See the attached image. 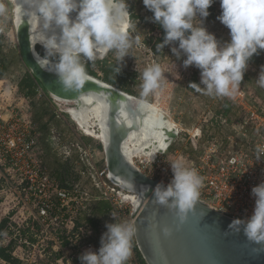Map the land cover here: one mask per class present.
Instances as JSON below:
<instances>
[{
  "label": "clouds",
  "instance_id": "9594fccd",
  "mask_svg": "<svg viewBox=\"0 0 264 264\" xmlns=\"http://www.w3.org/2000/svg\"><path fill=\"white\" fill-rule=\"evenodd\" d=\"M16 10L34 21L33 48L39 44L45 56L34 52L39 66L58 76L66 88L72 89L87 78L82 57L89 61L97 53L115 50L117 60L129 54L139 36L117 26L120 18L130 16L127 0H13ZM214 0H143L153 15L150 18L164 29L162 44L178 43L171 51L183 66L194 65L200 70V82H190L189 87L206 96L230 97L237 94L249 61L264 51V0H220L221 14L217 19L229 29L230 40L221 43L216 35L204 26ZM75 13V16H73ZM12 14L8 0H0V22ZM199 19V24L194 20ZM59 28V33L49 30ZM55 63L52 57H57ZM120 68L116 67L115 72ZM162 69L152 64L142 73V97H147L160 87ZM264 87V65L257 80ZM264 159V145L255 148V160ZM173 178L153 191L154 201L175 210L180 223L193 209L200 195L203 177L196 169L186 167L182 160L171 162ZM148 190V189H147ZM255 206L247 219L235 218L229 228L243 232L248 241L264 246V182L251 189ZM116 217V214H112ZM97 251H86L79 259L81 264H127L132 256V238L135 226L131 222L117 221L106 224ZM168 230H166L167 232Z\"/></svg>",
  "mask_w": 264,
  "mask_h": 264
},
{
  "label": "built area",
  "instance_id": "2783aa9c",
  "mask_svg": "<svg viewBox=\"0 0 264 264\" xmlns=\"http://www.w3.org/2000/svg\"><path fill=\"white\" fill-rule=\"evenodd\" d=\"M17 92V82L0 79V223L6 219L0 243L9 246L11 257L19 262L32 251L28 264H81L83 253L100 247L93 241V228L83 219L89 203L103 199L108 204V218L133 224L131 202L123 194L126 191L105 181L106 168L95 169L100 195L61 186L37 151L33 99L17 98ZM37 96H44L41 88ZM248 96L251 93L240 87L234 98L227 97L244 111L236 133L226 136L222 144L205 140L193 156L175 157L166 151L153 159L135 158V164L150 178L168 185L173 178L171 162L185 156V166L203 177L199 199L234 218H249L255 206L251 189L264 182V159L255 160L256 146L264 145V107L246 108V101H242ZM0 262L10 264L1 258ZM132 262L138 264L134 236L128 264Z\"/></svg>",
  "mask_w": 264,
  "mask_h": 264
},
{
  "label": "rangeland",
  "instance_id": "374dc122",
  "mask_svg": "<svg viewBox=\"0 0 264 264\" xmlns=\"http://www.w3.org/2000/svg\"><path fill=\"white\" fill-rule=\"evenodd\" d=\"M9 4L12 11L11 1H9ZM127 4L130 12V16L126 17L127 31L133 37L139 36L140 43H134L132 48L129 49V54L122 61L117 60L115 50L107 53L99 52L95 59V61L99 60V63L90 64L89 67L101 78L105 75L103 69L108 70L109 75L117 78V83L126 82L125 86L135 94L134 96L157 105L174 120L175 129L179 130V134L169 145L166 150L167 153L175 155V157L186 153L193 156L202 148L205 140H215L222 144L226 136L236 133L244 108L227 97L206 96L189 87L190 82H200V70L194 65L185 68L183 66L185 56L182 55L179 59L176 58L171 49L172 47H178V43L174 42L173 44L165 45L163 49L155 51L154 45L161 37L162 31L158 23L150 19L153 14H150L151 11L144 6L143 0H127ZM221 11L220 0H214V3L209 8L210 15L204 19V26L208 31L214 33L221 43H224L230 40V35L229 29L217 19ZM132 15L134 16L133 21L131 19ZM73 16H75V13H73ZM145 16H148V18L143 19ZM194 24H199L198 18L194 20ZM0 33L5 34L3 44L8 52L12 51L17 54V59L8 57V71L0 79L7 80L9 84L18 83L19 79L26 73L27 68L18 58L19 52L12 18L6 22H0ZM81 59L82 63L89 61L86 57ZM111 64H113V68L109 71ZM152 64H159L162 69L160 87L147 97H142V73L145 68ZM261 65H264V51L249 61V67L240 85L244 90L251 93V96L242 101V103L246 101V108L259 105L264 107V87H260L257 82L261 72ZM116 67L120 68L118 73L115 72ZM38 88L40 90L41 87ZM16 97L26 98L27 96L18 90ZM50 98L49 106L55 112V116L50 124L49 132L46 133L48 136H44L43 139L39 137L37 151L41 161L51 170L54 167L53 158L70 156V158L74 159L78 156L79 159L77 161L79 163L83 162L85 166L84 168V166L78 167L77 165V169L81 170V168H84L80 171L82 185H80V182L78 183V187L84 186V189H79L84 191V193H89L91 196L100 195L101 184L95 174V169L106 168L100 139L83 132L77 122L66 112L65 107L71 106L70 104L65 105L51 96ZM221 100H225L232 105L231 123L226 124L225 127L223 126L222 130L217 129L212 122V120L217 119L216 116L214 119L212 118L219 109ZM182 157L183 163H187V157ZM136 158L138 159V157ZM105 181L110 182L108 179H105ZM100 200L104 201L103 199ZM98 201L93 200L91 202ZM83 219L87 221L84 214ZM108 223H113V221L107 217L103 223L105 230L102 231V234L107 231L106 224ZM135 253L138 259L136 250ZM33 255L32 251L26 253L23 259L20 260L21 264L30 263ZM0 264L2 263L0 262ZM138 264H140L139 259Z\"/></svg>",
  "mask_w": 264,
  "mask_h": 264
},
{
  "label": "water",
  "instance_id": "95a60500",
  "mask_svg": "<svg viewBox=\"0 0 264 264\" xmlns=\"http://www.w3.org/2000/svg\"><path fill=\"white\" fill-rule=\"evenodd\" d=\"M11 3L14 34L20 58L47 94L57 100L69 101L79 109L92 101L99 103L105 133L100 142L107 177L122 190L134 192L138 199L136 203L131 202L130 216L136 229L135 244L145 262L264 264V246L248 241L242 231L235 232L230 229L229 225L235 218L227 212L216 209L198 198L193 209L188 212L186 220L180 223L175 210L154 201L152 190L155 186L160 184L166 187L167 184L150 178L132 163L125 153V144L140 125L146 128L150 120L147 133L152 134L154 129H162L168 136L166 146L157 150V153H163L178 136L179 130L163 129L158 124V119L154 117L155 113L148 108L146 100L95 76L87 74V78L79 87L66 88L56 74L46 71L37 63L34 52L38 51L36 45L34 48L32 45L33 21L16 10L13 0ZM66 112L72 118V114ZM118 178L122 183L118 182Z\"/></svg>",
  "mask_w": 264,
  "mask_h": 264
},
{
  "label": "trees",
  "instance_id": "16d2710c",
  "mask_svg": "<svg viewBox=\"0 0 264 264\" xmlns=\"http://www.w3.org/2000/svg\"><path fill=\"white\" fill-rule=\"evenodd\" d=\"M150 14H153L152 12ZM132 21H133V15L131 16ZM148 16L143 17V19H147ZM158 26L161 28L162 35L161 37L156 41L154 45L155 51H157V44H162L164 40V29L162 26L158 24ZM5 34L0 33V78H2L6 72L8 71V66H9V59L15 58L17 59V54H14L12 51L8 52V50L5 48L3 44V37ZM36 50L41 56H45L46 52L45 49L42 48L41 45H36ZM256 56V55H255ZM18 58L20 59L21 63L22 60L20 58V54L18 53ZM58 59L57 57H52V61H56ZM104 62V61H103ZM93 63H99V60H94V61H86L84 63L86 72L92 76H95L96 78H101L97 76V73L93 71L89 65ZM113 68V64L109 66V71ZM104 71V76L101 78L106 83H109L111 85H114L121 90L135 95L128 87L125 86L126 82H120L117 83V78H115L112 75H109L108 70L103 69ZM126 77V76H125ZM244 80V79H243ZM38 87H41L42 90L44 91V97H37V89ZM18 90L25 96H28L33 99L32 101V116L33 120L36 123L37 126V132H38V142H39V137L42 139L44 136H48L46 133L49 132L50 124L53 121V118L55 116V112L53 109H51L49 106V101L51 100L50 96L47 94V92L44 90L42 85L38 80H36L32 74L27 70L26 73L19 79L18 81ZM232 105L225 101L221 100L220 107L219 109L214 113V117L216 116L217 119L212 120L214 123L213 125L217 128L222 130L223 126L225 127L226 124L231 123L232 120ZM100 147V146H99ZM77 158H70V156L67 157H60V158H53L54 162V167L50 170L51 174L55 176L60 185L66 188H74L78 187V183L80 182L81 184V179L82 176L80 174V171L85 168L84 163L81 162L79 163ZM78 167H83L80 169H77ZM52 167V166H51ZM81 189H84V186L79 187ZM107 210H108V204L102 200H99L98 202L94 203H89L88 208L85 210L84 215L87 218V221L91 225V227L94 230V236H93V241L100 243V237L102 234V231L105 230L104 222L107 219ZM6 219L2 220L0 223V232L5 226ZM135 250L137 252V256L139 259L140 264H147L145 260L143 259L142 255L140 254L136 244H135ZM0 258L9 262L10 264H20V262L14 258L11 257V254L9 253V246H4L3 244L0 243Z\"/></svg>",
  "mask_w": 264,
  "mask_h": 264
},
{
  "label": "bare ground",
  "instance_id": "6f19581e",
  "mask_svg": "<svg viewBox=\"0 0 264 264\" xmlns=\"http://www.w3.org/2000/svg\"><path fill=\"white\" fill-rule=\"evenodd\" d=\"M33 24L34 21L32 22V25ZM117 26L127 30L128 24L126 17L118 19ZM53 31L59 33V28L54 26L52 29L49 30V34H51ZM33 37H34V31H33ZM58 100L64 103L65 105H69V104L71 105V106H66L65 108L68 112L72 114L73 120L77 122V124L82 128L84 133L91 135L96 139L98 138L100 140L102 137L103 138L105 137V133L103 129L104 123L101 118L100 108L98 106L99 103H97L96 101H92L90 102L89 105H85L79 109L76 108L69 101H65L61 99ZM147 102H148V108L151 109L153 113H155L154 117L158 119V124L163 129L164 128L175 129L174 120L166 112L162 111L161 108H159L157 105L152 104L149 101ZM149 124H150V120L148 121L146 128L145 127L142 128V126L140 125L137 131H134L133 133L131 132L132 137H130L125 144L126 146L125 153L129 157L131 162L134 164L136 157L142 158L141 160L153 159L158 152L157 150L159 148H164L166 146V142H167L166 139H168V136L165 134V132H163L162 129L161 130L154 129V133L149 134L147 133ZM117 180L119 183H122L120 178H118ZM123 194L126 197V199L132 203L134 202L136 203L138 200L134 192H124Z\"/></svg>",
  "mask_w": 264,
  "mask_h": 264
},
{
  "label": "crops",
  "instance_id": "0c3cea01",
  "mask_svg": "<svg viewBox=\"0 0 264 264\" xmlns=\"http://www.w3.org/2000/svg\"><path fill=\"white\" fill-rule=\"evenodd\" d=\"M194 147L196 148V145L194 144Z\"/></svg>",
  "mask_w": 264,
  "mask_h": 264
},
{
  "label": "flooded vegetation",
  "instance_id": "af4514ba",
  "mask_svg": "<svg viewBox=\"0 0 264 264\" xmlns=\"http://www.w3.org/2000/svg\"><path fill=\"white\" fill-rule=\"evenodd\" d=\"M12 2V0H10Z\"/></svg>",
  "mask_w": 264,
  "mask_h": 264
}]
</instances>
